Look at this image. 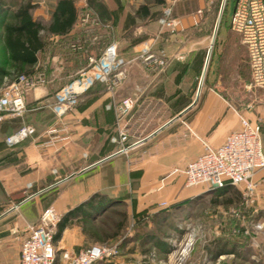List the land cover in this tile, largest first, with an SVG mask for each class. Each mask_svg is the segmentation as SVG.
<instances>
[{"label": "crops", "instance_id": "1", "mask_svg": "<svg viewBox=\"0 0 264 264\" xmlns=\"http://www.w3.org/2000/svg\"><path fill=\"white\" fill-rule=\"evenodd\" d=\"M31 2V18L42 26L36 32L42 43L34 64L21 65L9 58L0 25V67L7 72L0 76V88L20 73L39 74L45 79L25 92L27 110L22 116L0 120V264H19L21 241L42 210L52 206L62 216L95 193L126 202L133 213L155 209L161 201L176 206L197 198L209 201L212 195H228L224 204L213 203L220 211L237 202L239 188L228 184L210 190L205 186L186 187L181 172L205 146H219L238 127L241 115L253 120L250 109L237 106L228 97L233 86L227 87L219 79L202 86L208 70L211 74L218 69L222 77V72L228 71L226 65H231L227 74L238 82L242 62L249 68L245 46L229 29V22V30L210 36V42L217 38V52L211 58V47L204 49L205 35L190 41L186 32L170 33L161 26L166 9L172 12L170 0H73L75 20L64 33L48 30L57 0ZM7 21H12L10 15ZM176 22L179 29L190 20L182 16ZM110 44L126 60L125 78L114 92L106 91L104 82H95L74 108L58 118L51 110L55 91ZM143 48L165 50L167 66L160 69L147 65L141 57ZM193 56L199 62L197 67L191 64ZM125 96L135 99L125 121L129 142H138L126 152L117 153L118 145L110 140L116 133L114 107ZM24 125L32 126L34 133L8 145L6 136ZM51 129L55 132L50 133ZM53 136L58 140L51 143ZM252 207L260 209L256 221L263 226L255 229L251 224L256 221L249 223L254 243L245 247L262 251L261 258L254 255L253 263L264 264V200L259 199ZM222 221L207 225L227 229L230 224ZM69 227L54 241L56 249ZM76 244L78 240L71 239L62 247L82 248H73ZM217 247L223 249L222 244Z\"/></svg>", "mask_w": 264, "mask_h": 264}, {"label": "built area", "instance_id": "2", "mask_svg": "<svg viewBox=\"0 0 264 264\" xmlns=\"http://www.w3.org/2000/svg\"><path fill=\"white\" fill-rule=\"evenodd\" d=\"M174 2L176 0H170ZM226 0H221V6ZM176 20L166 9L161 26L170 33L177 30ZM229 29L236 33L245 46L250 68L251 85L262 92L264 99V0H235L229 20ZM78 47L77 45H72ZM141 57L149 66L163 69L169 62L165 50L154 52L143 48ZM126 60L110 44L99 56L89 59V66L54 93L51 110L61 118L76 106L81 96L85 95L97 81L105 83V90L114 92L125 78ZM42 75L20 73L6 86L0 88V120L5 116L20 117L26 110L24 94L27 90L43 84ZM135 99L125 96L115 104L116 133L110 140L118 145L117 153L126 152L138 141L129 142L125 118L133 110ZM241 115L239 125L230 131L224 141L216 148L205 146L203 152L187 162L181 170L186 187L205 186L209 189L232 185L240 190L246 206H254L259 199L264 200V145L257 122ZM30 125L21 126L5 138L8 145L17 144L34 133ZM55 132L54 129L49 131ZM58 140L53 136L50 142ZM166 206L165 201L159 202ZM61 215L49 206L42 210L37 223L26 230L19 251V264H104L114 253V248L107 244H91L78 250L63 249L57 256L53 236ZM255 229H261L263 223L255 222ZM264 254V252H263Z\"/></svg>", "mask_w": 264, "mask_h": 264}, {"label": "rangeland", "instance_id": "3", "mask_svg": "<svg viewBox=\"0 0 264 264\" xmlns=\"http://www.w3.org/2000/svg\"><path fill=\"white\" fill-rule=\"evenodd\" d=\"M234 3L235 0H226L220 19L224 7L221 6V0H176L170 16L178 22L182 16H186L190 23L184 27L178 26L177 30L190 35V41H197L205 35L204 49L211 47L212 58L217 52V38L213 37L210 42V36L215 32L217 34L219 31L229 30L226 25ZM13 10L10 9V14ZM191 58V64L197 67L199 62L194 56ZM211 66L214 71V63ZM226 67L228 71L232 69L231 65ZM217 70L211 74L207 71L203 78V87L209 83L213 85L219 79L223 85L230 88L233 86L228 97L237 106L250 109L254 113L253 120H258L260 115L264 116L262 92L251 85L246 62L241 64V80L238 82L229 78L228 71L222 72V77L218 76ZM257 125L264 145V120L258 121ZM226 196L228 195H212L209 201L197 198L187 204L181 201L176 206L170 203L160 206L158 203L155 209H145L140 213L130 212L124 201L112 200L102 208L91 210V215L87 218L71 222L70 230L66 232L61 243L56 244L57 256L61 254L66 241L76 239L78 244L73 248L91 244H107L113 247V256L105 264H254V255L261 258L262 251H256L255 246L253 249L246 248L245 245L254 243L249 223L260 218V209L246 206L242 198L237 196L240 198L233 206L220 211L213 203L218 201L224 204ZM211 214L215 215L212 217L214 219L209 217ZM216 220H227L230 226L226 229L221 225H207V222ZM251 226L253 228L252 224ZM221 244L224 250L219 251L222 254L216 258L213 252Z\"/></svg>", "mask_w": 264, "mask_h": 264}, {"label": "trees", "instance_id": "4", "mask_svg": "<svg viewBox=\"0 0 264 264\" xmlns=\"http://www.w3.org/2000/svg\"><path fill=\"white\" fill-rule=\"evenodd\" d=\"M12 7H15V10L10 14ZM33 7L34 4L31 0H0V25L3 27L5 43L10 50L9 58L26 66L36 62V51L42 43L36 37V32L42 26L31 18L30 11ZM224 10L225 4L220 19ZM9 15L12 21H7ZM75 15L76 10L73 6V0H57L48 30L57 33L66 32L72 26ZM4 74H7V72L0 67V76ZM111 201L106 199L105 196L95 193L85 201L67 210L62 214L57 224L53 241L60 239L63 230L70 226L73 220L87 218L91 215V210L102 208ZM217 248L213 252L215 257L220 254L219 251H223V249Z\"/></svg>", "mask_w": 264, "mask_h": 264}, {"label": "water", "instance_id": "5", "mask_svg": "<svg viewBox=\"0 0 264 264\" xmlns=\"http://www.w3.org/2000/svg\"><path fill=\"white\" fill-rule=\"evenodd\" d=\"M209 53H210V49H209V51H208V56H209Z\"/></svg>", "mask_w": 264, "mask_h": 264}]
</instances>
